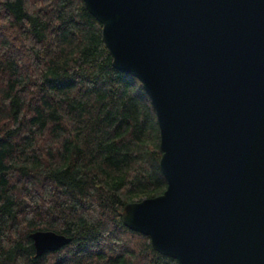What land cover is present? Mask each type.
I'll return each instance as SVG.
<instances>
[{"label":"trees","instance_id":"obj_1","mask_svg":"<svg viewBox=\"0 0 264 264\" xmlns=\"http://www.w3.org/2000/svg\"><path fill=\"white\" fill-rule=\"evenodd\" d=\"M157 113L84 0H0V264H180L124 224L167 179ZM69 243L36 255L31 233Z\"/></svg>","mask_w":264,"mask_h":264},{"label":"water","instance_id":"obj_2","mask_svg":"<svg viewBox=\"0 0 264 264\" xmlns=\"http://www.w3.org/2000/svg\"><path fill=\"white\" fill-rule=\"evenodd\" d=\"M160 128L165 190L122 219L180 264H264V0H84ZM36 255L69 243L31 233Z\"/></svg>","mask_w":264,"mask_h":264}]
</instances>
